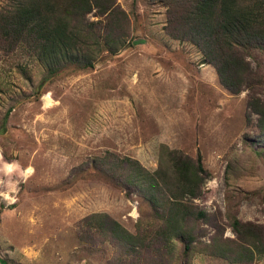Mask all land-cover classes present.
<instances>
[{"label": "rangeland", "instance_id": "obj_1", "mask_svg": "<svg viewBox=\"0 0 264 264\" xmlns=\"http://www.w3.org/2000/svg\"><path fill=\"white\" fill-rule=\"evenodd\" d=\"M117 2L127 44L116 55L104 47L93 68L44 82L43 63L0 51V264H264L257 252L236 261L212 250L241 243L235 219L264 238V50L244 54L250 67L234 92L196 45L166 34L164 5ZM162 147L201 154L209 172L194 203L213 224H197L192 249L178 234L166 246L118 245L96 225V243L81 239L94 215L131 235L158 229L151 204L94 159L110 152L153 172Z\"/></svg>", "mask_w": 264, "mask_h": 264}, {"label": "trees", "instance_id": "obj_2", "mask_svg": "<svg viewBox=\"0 0 264 264\" xmlns=\"http://www.w3.org/2000/svg\"><path fill=\"white\" fill-rule=\"evenodd\" d=\"M152 1L166 7V34L196 45L215 66L221 82L238 92L244 83L243 72L250 67L244 54L264 50V0ZM130 27L128 13L117 0H4L0 5V51L22 50L43 63V81L47 82L71 67L93 68L104 47L118 54L127 44ZM130 41V45L134 43ZM161 150L159 167L153 172L130 157L110 152L94 159L112 182L137 191L151 204L161 220L158 229L149 237L131 235L109 216L94 215L80 225L81 239L96 243L92 230L96 225L118 245L166 246L178 234L185 242V251L192 249L197 224H213L214 216L194 203L209 172L201 154L192 159L180 150ZM233 224L241 243L214 245L212 250L236 261H251L255 252L264 254L262 233L238 219Z\"/></svg>", "mask_w": 264, "mask_h": 264}, {"label": "clouds", "instance_id": "obj_3", "mask_svg": "<svg viewBox=\"0 0 264 264\" xmlns=\"http://www.w3.org/2000/svg\"><path fill=\"white\" fill-rule=\"evenodd\" d=\"M7 167H8V169H9V171H10L12 166H11V165H9V166H7Z\"/></svg>", "mask_w": 264, "mask_h": 264}, {"label": "bare ground", "instance_id": "obj_4", "mask_svg": "<svg viewBox=\"0 0 264 264\" xmlns=\"http://www.w3.org/2000/svg\"><path fill=\"white\" fill-rule=\"evenodd\" d=\"M47 100L49 101V96H47Z\"/></svg>", "mask_w": 264, "mask_h": 264}]
</instances>
